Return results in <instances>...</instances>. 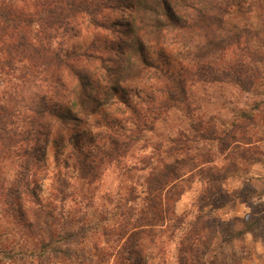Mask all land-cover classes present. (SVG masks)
<instances>
[{
	"label": "trees",
	"instance_id": "16d2710c",
	"mask_svg": "<svg viewBox=\"0 0 264 264\" xmlns=\"http://www.w3.org/2000/svg\"><path fill=\"white\" fill-rule=\"evenodd\" d=\"M255 7L264 22V0H0V81L8 77L10 83L0 92V206L20 234V241L15 240L19 248L35 239V249L47 248L54 259L63 256L64 264H82L78 256L71 257L69 244L83 243L88 231L95 230L125 239L118 250H101L96 256L115 257L116 264H152L159 257L156 264H166L162 248L145 254L142 250L143 242L152 247L165 231L178 242L179 264H201L214 245L211 218L198 215L187 222L171 206L173 192H179L194 168L196 160L187 154L191 138L173 141L178 146H170L167 161H159L162 167L150 168L140 211L111 194L96 209L93 192L106 164L124 168L129 149L151 123L177 104L191 102L192 84L230 76L243 88L255 85L264 55L248 44L259 32L232 21L233 12L245 14ZM108 11L126 21L112 22ZM79 17L91 34L77 44H65ZM98 30L119 34L118 45L111 44L117 46L115 60L104 56L103 49L111 47L94 37ZM58 34L65 39L56 49ZM180 47L184 56L172 64L149 55L153 48L161 57L164 48ZM100 80L104 86L94 90ZM147 81L156 82L159 96H125ZM113 92H121L124 107L117 109L127 113L132 129L117 120L108 134L92 135L85 125L109 104ZM72 120H80L82 129L77 126L61 147V133ZM66 147L69 154L63 153ZM204 170L207 183L222 190V172L213 166ZM163 215L171 223L166 230L155 227Z\"/></svg>",
	"mask_w": 264,
	"mask_h": 264
},
{
	"label": "rangeland",
	"instance_id": "374dc122",
	"mask_svg": "<svg viewBox=\"0 0 264 264\" xmlns=\"http://www.w3.org/2000/svg\"><path fill=\"white\" fill-rule=\"evenodd\" d=\"M108 14L112 22L126 21L120 13L113 14L108 11ZM258 14L257 7L245 14L233 12L232 21L237 24L248 23L259 32L248 45L250 49L260 51L264 55V22L259 20ZM77 21L75 28L66 37L65 44L68 41L77 44L91 34L87 31L82 18L79 17ZM118 35L111 30L104 32L98 30L94 33V37L106 40L112 48L111 50L105 47L103 53L113 60L117 58V46L111 44L118 45L120 41L117 39ZM64 39L58 34L53 42L56 49ZM154 49L156 48L149 50V55L160 59L164 64H172L175 59L181 60L184 56L181 47L175 51L164 48L161 57ZM227 56L229 61L234 60L232 52ZM85 67L87 70L92 68L90 65ZM259 68L261 70L258 81L250 88H243L236 81L230 80L232 78L230 76L220 77L219 81L212 82L207 77L206 80L189 86L192 103L188 105L179 103L151 123L153 126L150 125L148 130L143 131L142 139L129 149L123 160L124 168L123 164L119 167L115 164L105 165L103 177L95 185L96 189L93 192L96 209L100 210L99 203L104 202L103 197L111 194L117 198L122 197L129 206L140 211L148 195L146 181L151 172L150 168L162 167L159 161H167V150L173 146L175 143L173 141L191 138L187 142L189 147L187 154L196 160L194 168L186 176L187 180L181 182L180 186L183 187L179 192H173L171 206L175 214L185 216L187 222H194L198 215L211 218L214 245L202 258L201 264H264V62L259 64ZM7 79L8 77H3L4 83L0 81L2 83L0 92L6 88L5 86H9L10 83L6 84ZM98 86H104V82L100 80L93 85V89L97 90ZM155 86L156 82L147 81L133 87L135 91H127L125 96L135 100L137 96L140 98L151 94L159 96ZM112 94L113 99H109V104L103 107V111L92 115L89 124L85 125L92 135L108 134L117 127V122L115 123L117 120L132 129V120L127 119V113L117 109L120 106L124 107L120 100L121 92ZM77 126H81L80 120L67 123V129L61 133L65 138L61 141V147L68 141L72 132L78 131ZM79 129H82V126ZM213 130L214 135L211 134ZM127 135L131 137L132 132L128 131ZM202 135H206L207 138H202ZM174 145L178 146L177 143ZM63 153L69 154V148L63 149ZM50 154L51 158L54 157L53 148H50ZM148 159L152 165H149ZM72 162L71 159V164ZM136 165L142 169H138ZM211 166L224 175L220 191H215L212 182L207 183L209 181L206 174L205 178L202 175L201 170L210 171ZM128 167L132 168L130 172L125 171ZM1 208L2 206H0V264H64L66 258L63 256L54 259L49 255L47 248L35 249V239H29L23 249L19 248L15 240L17 238L20 241V234L13 231L9 217L3 214ZM170 224L169 215H163L159 225L155 227L162 226L166 230L170 228ZM160 237L158 243L152 247L146 241L142 243L144 254L162 248L166 253L164 258L166 264H179L176 238L165 231ZM22 241L25 242L24 239ZM124 241L125 239L118 233L105 236L100 231L90 230L83 243L69 244L72 249L70 255L72 258L78 256V261L82 264H116L115 257L103 258L101 254L96 256V252L101 253L102 250L108 253L118 250ZM48 256L49 259L46 261ZM159 260L161 259L156 257L150 261L156 264ZM65 264L70 262L67 261Z\"/></svg>",
	"mask_w": 264,
	"mask_h": 264
}]
</instances>
